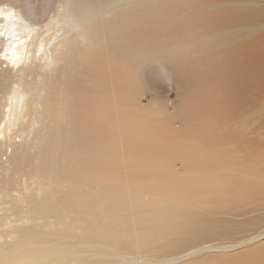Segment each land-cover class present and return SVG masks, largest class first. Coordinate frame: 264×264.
<instances>
[{"label": "bare ground", "instance_id": "1", "mask_svg": "<svg viewBox=\"0 0 264 264\" xmlns=\"http://www.w3.org/2000/svg\"><path fill=\"white\" fill-rule=\"evenodd\" d=\"M263 3L0 0V264H171L264 238V101L237 105L264 84ZM173 83L176 114L156 102ZM192 264H264V244Z\"/></svg>", "mask_w": 264, "mask_h": 264}, {"label": "rangeland", "instance_id": "2", "mask_svg": "<svg viewBox=\"0 0 264 264\" xmlns=\"http://www.w3.org/2000/svg\"><path fill=\"white\" fill-rule=\"evenodd\" d=\"M43 2H44V0H35V7H39L41 9V6H39V5H41ZM0 7H2V5ZM254 9H256V11H254V13L259 17V23L257 24L258 26H256L257 27L256 30H254V34L258 35V34L264 32V25L262 24V23H264V3L260 4V6H257ZM38 12L39 11L37 10L35 13L37 14ZM40 12H42V11L40 10ZM263 61H264V59L262 61H259V64H262ZM256 71H257V73L260 71H262L264 73V70H256ZM156 72H157L158 77L161 81L159 83V85H161V84L165 85V82L163 81V78L165 77L164 72L160 69H156ZM256 80H257L258 85L256 86L255 90L257 92L255 91L253 93H250L251 94L250 95V94H248L249 89H247V91H246L245 87L240 89L243 91V95H240V96L238 95L239 100H240V102L237 103L238 106L246 105V104H249L250 102H255V101H259V100L264 101V90H263L264 84L262 86L259 85V83L263 79L257 78ZM140 90H141V94H143V96H142L143 103H147L149 100L151 102H152V100L156 101L155 96L152 93L146 91L144 86H142ZM262 92H263V95H261ZM178 93H180V89L175 83H173L172 87H171V93L169 96L170 101L165 100V101H156V102L157 103L161 102V104H163L164 102H167L166 110L171 114H176V109L179 105L178 96H177ZM254 93H255V96H254ZM258 93H260V94H258ZM256 95L257 96L259 95V96L257 97ZM248 96L249 97L251 96L250 99ZM253 97H254V99H253ZM181 119L182 118H179L175 121L174 124L176 127L177 126L179 127V125L181 123V121H180ZM263 140H264V138H263ZM5 158L6 157H4V160H5ZM176 162H177L176 166L179 167V170L183 172L184 167L181 165V161L177 160ZM181 168H183V169L181 170ZM151 179H152V177H149V176L144 175V174L140 175V176L133 177L129 171H127V176L123 178V180H125V181H149ZM238 220H241V219H237V221ZM224 227L225 226H221V227L217 226L216 229L224 228ZM255 235H257V234H255ZM255 235L249 234V232H247V231L245 232V231L238 230V231H235V234L232 236H225V235L212 236L210 239L205 240L207 242H205L203 245H206V246H208V245H226V246L235 245V247L229 248L227 250H221V251L207 250L204 253L199 252V253L193 254L190 257L184 258L182 261H179L176 263L174 262L171 264H192L195 261L201 260L205 257L210 256V255L215 256V257L217 255V256H221V257H225V258H229V259H239L243 253L249 252L252 249H254L255 247L264 244V238H262L260 240H257V239L253 240L252 237H254ZM183 254H185V252H183ZM141 258L143 259V257H141Z\"/></svg>", "mask_w": 264, "mask_h": 264}]
</instances>
